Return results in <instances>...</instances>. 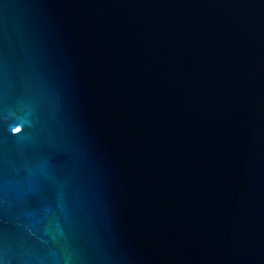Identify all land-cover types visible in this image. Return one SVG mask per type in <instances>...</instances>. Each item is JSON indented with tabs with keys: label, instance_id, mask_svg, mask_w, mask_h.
Segmentation results:
<instances>
[{
	"label": "water",
	"instance_id": "water-1",
	"mask_svg": "<svg viewBox=\"0 0 264 264\" xmlns=\"http://www.w3.org/2000/svg\"><path fill=\"white\" fill-rule=\"evenodd\" d=\"M0 264H264V0H0Z\"/></svg>",
	"mask_w": 264,
	"mask_h": 264
}]
</instances>
